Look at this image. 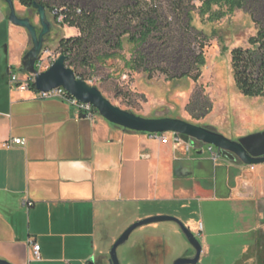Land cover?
Segmentation results:
<instances>
[{"label":"crops","instance_id":"0c3cea01","mask_svg":"<svg viewBox=\"0 0 264 264\" xmlns=\"http://www.w3.org/2000/svg\"><path fill=\"white\" fill-rule=\"evenodd\" d=\"M7 14L0 0V259L108 264L104 243L121 231L118 223L106 229L108 218L174 215L198 233L199 203L238 205L254 188L261 165L245 180L239 160L196 155L186 142L162 143L18 87L10 71L20 67L30 38ZM13 138L21 143L3 146Z\"/></svg>","mask_w":264,"mask_h":264},{"label":"rangeland","instance_id":"374dc122","mask_svg":"<svg viewBox=\"0 0 264 264\" xmlns=\"http://www.w3.org/2000/svg\"><path fill=\"white\" fill-rule=\"evenodd\" d=\"M155 1L161 32L139 47L146 54L147 65L152 70H135L127 64L134 49L133 43L128 41V34L120 37L121 47L115 50L116 56L100 61L95 59L91 66L86 67L78 65L72 57L65 62L66 66L74 68L87 84L97 87L112 104L142 117L178 118L233 140L264 131V95H242L235 86L230 63L231 49L247 47V39L256 33L258 27H264V0H246L243 8L233 10H228L224 0H209L207 7L203 4L206 0H185L183 3L190 18L188 29L185 28L187 17L174 11L170 0ZM73 2L78 7L88 3L90 8L100 3L97 0ZM14 7L19 17L29 18L40 29L35 9L21 5L19 0H14ZM53 11L46 10L51 29L38 57L39 72L47 70L62 54L60 39L77 34L68 24L58 23ZM121 29L132 31L133 28L129 24ZM158 35L162 38H157ZM200 44L203 64L198 78L193 79L197 71L193 59L200 50ZM30 47L31 41L28 49ZM94 48L102 50L104 45L98 42ZM18 69L14 65L13 73L22 76ZM167 74L176 77H168ZM182 138L191 142L185 136ZM203 154L208 152L205 150ZM259 165L263 168L257 175L254 190L256 197L263 195L264 203V164ZM243 213L238 205L204 201L198 204L194 218H200L203 223V229L198 227L199 232L194 233L203 248L199 264H233L244 251L247 237L251 236L249 224L259 231L255 235H260L264 244V222L261 223L258 216H249L248 222L243 223ZM107 221L106 229L110 232L117 223L120 226L119 233L113 232L115 236L133 222L126 217L108 218ZM104 245L108 255L112 243L107 239ZM143 245L159 256L158 264H170L175 258L192 251L178 225L173 221H162L133 230L127 241L116 250L119 263L141 264Z\"/></svg>","mask_w":264,"mask_h":264},{"label":"trees","instance_id":"16d2710c","mask_svg":"<svg viewBox=\"0 0 264 264\" xmlns=\"http://www.w3.org/2000/svg\"><path fill=\"white\" fill-rule=\"evenodd\" d=\"M53 1V4L51 3ZM74 0H19L23 6L30 7L33 2L42 4L46 10H56L63 15V23L76 29L73 37L60 39V52L66 55V61L72 57L78 65L91 66L92 61L106 60L116 56L120 49V37L128 34V41L133 43V54L127 63L132 69L152 70L147 65V56L139 50L141 44L149 38L160 34L158 11L155 0H97L100 3L90 8L85 3L84 7H78ZM91 1V0H89ZM185 0H170L171 8L187 17L185 28H190L189 10L184 6ZM209 0L203 1L205 7L209 6ZM228 10L243 8L246 0H224ZM57 4V5H55ZM57 14L55 15L56 20ZM132 26L129 29H121L122 26ZM100 33L99 37L97 36ZM157 38H162L158 35ZM102 42L104 48L98 50L94 45ZM247 47H234L230 51V63L233 80L239 92L247 97H260L264 95V27H258L256 33L247 39ZM193 62L196 73L193 79L199 76V68L203 64L202 44L195 55ZM70 67V66H68ZM76 77L83 80L74 68H71ZM180 73L179 76L185 75ZM168 77H176L168 75ZM34 89V86H31Z\"/></svg>","mask_w":264,"mask_h":264},{"label":"water","instance_id":"95a60500","mask_svg":"<svg viewBox=\"0 0 264 264\" xmlns=\"http://www.w3.org/2000/svg\"><path fill=\"white\" fill-rule=\"evenodd\" d=\"M3 2L7 5L8 21L15 26L24 28L29 35L31 47L23 55L18 71L21 74L32 73L35 75L34 88L36 91L47 92L61 87L71 97L81 103L90 104L101 117L123 129L144 133L175 132L189 138L191 141L196 140L203 144L213 145L217 149L218 155L226 157L229 160L237 159L245 166L264 164V131L244 135L233 140L221 133L178 118H147L136 115L112 104L102 95L97 87L91 86L84 80L77 78L73 70L66 66V55L64 54H59L47 70L42 72L37 71L35 63L41 52L45 36L49 35L51 29V23L46 17L45 7L36 2L31 4V8L35 9L37 13L40 25V29H38L30 22L29 18L17 15L14 0H3ZM193 152L196 155H200L202 154V149L197 148ZM162 221L175 222L195 251L192 258L179 257L172 264H196L202 252L201 243L181 220L175 216L166 214L145 217L127 226L112 243L108 252V264H120L116 250L127 241L133 230L142 225ZM0 264L10 263L0 259ZM84 264H94L93 257L88 258Z\"/></svg>","mask_w":264,"mask_h":264},{"label":"flooded vegetation","instance_id":"af4514ba","mask_svg":"<svg viewBox=\"0 0 264 264\" xmlns=\"http://www.w3.org/2000/svg\"><path fill=\"white\" fill-rule=\"evenodd\" d=\"M243 167H244L243 175H244L245 180H247L248 175L252 173L251 169L253 168V166L243 165ZM243 194H247V195L243 197L242 198L243 201L238 204L240 210L244 212L242 214L243 223L248 222L249 216H252V217L258 216V218L260 219V222L263 223L264 222L263 221L264 219L263 195L261 196L257 195L256 197L254 188H252L249 194L246 192H243ZM248 227H250L248 231H252L250 233L251 236L247 237V242H245L244 251L240 253V256L237 258V260H235L233 264H264V244L261 242V236L255 235V233L259 231H255V229L251 227V224H249ZM146 247H147L146 245L142 246V250H143L142 253L144 257L142 259L141 264H158V261L160 260L159 256L156 255V253H154L152 250H148ZM194 253L195 251L192 248V251H190L189 253H185L180 257L192 258L194 256ZM201 255H203V248H202V252L200 254L199 260L196 264L200 263ZM173 261H171L170 264H172Z\"/></svg>","mask_w":264,"mask_h":264},{"label":"built area","instance_id":"2783aa9c","mask_svg":"<svg viewBox=\"0 0 264 264\" xmlns=\"http://www.w3.org/2000/svg\"><path fill=\"white\" fill-rule=\"evenodd\" d=\"M53 14H54V16L57 14L56 21L58 23H63V15L62 14L58 13V11H56V10L53 11ZM38 63H39V61L37 60L35 63V69L37 71H38ZM34 77H35V75L32 73H25V74H22V76H17L15 73L10 71V81L17 83V86L20 88H31L32 85L34 86ZM34 90H35V88H34ZM36 94L39 98H42V99L53 98V97L62 99L64 101H66L67 103H69L70 105H72L73 107H75L77 112L84 114V115H92V113L96 111L90 104L81 103V102L77 101L76 99H74L73 97H71L61 87L51 89L47 92L36 91ZM149 136L159 140L162 143H166L170 139L172 141H175V142H186L188 145H190L192 147L201 148L202 151L206 150L209 154H211L213 156L218 155V151L213 145L203 144V143L198 142L196 140H192L191 142H187L186 140H184L182 138V135L177 134L175 132L149 133ZM20 143H21L20 139L13 138L12 140L5 142L3 144V146L11 147L12 144H20ZM31 204H32L31 201L23 202V205H25V206H30ZM32 250H33V254L36 257H38L39 245L36 243H33Z\"/></svg>","mask_w":264,"mask_h":264}]
</instances>
